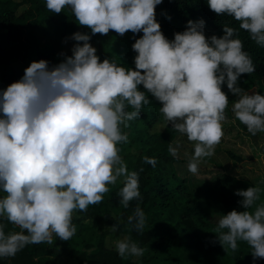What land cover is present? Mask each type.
Instances as JSON below:
<instances>
[{
  "label": "clouds",
  "instance_id": "clouds-1",
  "mask_svg": "<svg viewBox=\"0 0 264 264\" xmlns=\"http://www.w3.org/2000/svg\"><path fill=\"white\" fill-rule=\"evenodd\" d=\"M163 0H46V8L60 14L69 8L75 21L91 35L72 34V55L49 67L33 61L23 77L0 90V217L22 229L5 234L0 226V258L14 257L30 244H53V236L69 241L76 233L73 213L100 204L122 178L121 205L140 199L139 176L129 171L117 147L127 143L121 126L140 117L150 93L173 130L194 142L187 167L198 173L201 158L214 155L223 137L222 122L229 104L224 84L237 99L232 111L255 136L264 132V95L238 87L242 74L255 71L243 43L232 27L224 35H205L204 20H189L186 30L169 40L156 19ZM218 16L227 14L240 29L264 46V0H207ZM170 19V17H169ZM110 31L124 36L143 33L132 45L135 68L105 58L102 62L91 37ZM67 39L65 43H67ZM82 42V43H81ZM61 55H64L61 53ZM143 86V91L140 86ZM131 108L132 111L127 109ZM179 144H169L177 156ZM155 167L154 157H143ZM143 171V169H140ZM259 186L237 190L244 211L221 215L217 238L226 252L246 242L255 259H264V204ZM137 232L146 224L137 205L127 218ZM119 223L109 229L116 232ZM26 233V234H25ZM125 256H143L145 249L130 238L115 241Z\"/></svg>",
  "mask_w": 264,
  "mask_h": 264
},
{
  "label": "trees",
  "instance_id": "trees-1",
  "mask_svg": "<svg viewBox=\"0 0 264 264\" xmlns=\"http://www.w3.org/2000/svg\"><path fill=\"white\" fill-rule=\"evenodd\" d=\"M156 19L161 25V31L169 40L174 39L175 33L185 31L189 20H204V31L208 38L212 35L222 37L224 26L234 28L237 33L234 38L242 41L243 50L249 54L255 67L254 72L241 75L238 86L245 89L248 94H255L256 90L258 92L259 81L264 77V46L257 44L247 31L240 29L239 22L234 18L227 14L218 16L210 10L207 0H163L156 7ZM75 22L69 8H65L60 14L52 13L46 8V0H0V90H3L4 84L10 85L20 80L25 69L33 61L46 60L49 67H52L61 63L66 56L72 55V50L63 49L66 38L76 32L91 35L90 29L86 27L78 30ZM142 35V32L138 34L128 32L121 37L110 31L108 35L92 36L90 43L97 45V55L101 62L108 58L120 66L134 69L137 53L133 51L132 45ZM16 60L21 61L20 70H15L11 65V62ZM224 86L227 85L224 84L222 88ZM140 89L144 90L142 85ZM146 96L151 102L143 106L140 117L128 121L129 126L126 128L121 126L122 132L128 137L127 143L117 145L119 149L124 145L130 148L122 159L130 172L138 173L140 199L132 200L129 206L124 208L118 195L123 183L118 188H109L100 204L89 205L86 212L76 211L72 223L77 231L69 241L53 236L54 243L50 245L53 256L49 257L45 264H264V259L254 260L251 248L243 241H238L236 251L229 249L226 252L215 231L221 215H226L232 210H245L239 204L243 198L235 194L237 190L259 186L260 199L250 210L254 211L256 206L264 204V182H261L264 181V132H258L253 136L242 130L243 128H240L233 119L223 121L224 139L230 138V132L235 131L239 140L235 145L244 147L243 150L246 151L244 153L248 155L244 157L235 149H228L225 154L226 167L220 161L216 167L198 163V173H216L211 181L210 179L205 181L201 177L195 178L194 174L190 175L191 172L182 160L178 156H172L168 151L170 143L175 146L176 141L187 139L186 135L174 131L169 122H166L162 132L148 135L147 129L156 121L162 105L151 97L150 93H146ZM228 97L233 106L237 97L234 94ZM127 110L132 111L131 108ZM134 140L139 141L140 149L135 148ZM226 143L227 141H224L220 146H225ZM145 156L156 159L155 167L144 163ZM236 163H245L249 169L253 167L258 169L251 171L260 172L256 179L261 183L257 185L237 176ZM254 164L257 167L251 166ZM166 173L174 180L173 186ZM193 181L200 185L196 191L189 189ZM184 192H187L186 195H182ZM206 192L210 196H207ZM201 194L208 197V206L198 202L194 206L189 205L193 197L202 200ZM4 195L5 193L0 192V197ZM210 197L215 198L214 203L210 201ZM178 201L184 202L181 203L184 210L179 216V220L186 224L184 227H196L195 221L192 220L196 216L201 217L205 225H212L213 232L208 234L205 243L181 242L163 232H156L147 222L143 232H137L127 223V218L133 214L137 205L144 213L151 210L156 213L157 218L162 219L167 210L178 206ZM112 216H115V219ZM5 222L9 221L0 217V226ZM112 223L120 224L116 231L117 236H123V239L130 238L145 249L143 256L122 258L115 246L111 248L106 245L105 227ZM205 225L201 224L197 228L203 230ZM16 227L19 232L22 231ZM9 233L5 231L6 235ZM41 251L42 243L30 244L14 257L0 258V264H39L38 256Z\"/></svg>",
  "mask_w": 264,
  "mask_h": 264
},
{
  "label": "rangeland",
  "instance_id": "rangeland-1",
  "mask_svg": "<svg viewBox=\"0 0 264 264\" xmlns=\"http://www.w3.org/2000/svg\"><path fill=\"white\" fill-rule=\"evenodd\" d=\"M23 8H20V10H22ZM74 25L78 30H81L83 28V26H80L77 22H75ZM71 36H72V34L68 36L67 43L64 42V44H63V49L66 51L72 50L73 46L75 45V41L71 39ZM91 45L94 48H96V50H97V45L95 43H91ZM11 65L15 70L21 69V61L20 60L12 61ZM247 77L249 78V76H247ZM8 86H9V84H4L3 90H6ZM238 87H240V86H238ZM240 88H242V87H240ZM222 90L227 95H232V93L228 90L227 86H224L222 88ZM243 90L245 91V89H243ZM255 92H256L255 94L259 93L261 95H264V77L259 81L258 92H257V90ZM231 105H232V101H229L228 107L225 110L226 119L224 121L233 119L234 122L237 123L238 126L240 125L239 126L240 128H243L242 130H244L245 132L248 131L247 127L235 118ZM166 122L167 121L164 120L163 115L160 113L158 115L156 121L150 127H148V129H147L148 135H153L155 133L162 132L164 127H165ZM126 130L130 131L128 129H126ZM134 133H136V132H134ZM235 133H236L235 131L230 132V138L231 139L229 137H227L226 139H224L225 137H222L220 143H224V141H227L228 144L226 143L225 146H220V143H219L218 145L215 146L214 155L209 156V157H205V158H201L199 162H201L202 164H205L208 167H216L217 163H219V161H220L221 164L226 167L227 166V163H226L227 156L225 154H226V151L228 149H231V150L235 149L238 153H240L241 155L246 157L248 154L244 153V152H246L243 150L244 147H240V146H238V144L235 145L239 141L238 137ZM133 144L137 150L140 149L138 140H134ZM176 144H179V146H180L177 156L182 160V163L185 166H187L189 161L192 159V157L194 155V150H193L194 142H191L186 138H182L181 141H176ZM246 149H248V148L246 147ZM235 150H233V151H235ZM128 151H130V148L127 145H124L120 149L119 154L122 157ZM223 156H224V158H223ZM244 164H242V163L241 164H237V163L235 164L237 166V167H235V173L237 176H239L243 179H246V180H248L254 184H257V185H258V183L264 182V181L260 182V181H258V179H256L257 175H260V172L251 171V170H258V169H256L255 167H253V169H249ZM251 166L257 167L256 164L251 165ZM191 174L192 173H190V175ZM215 174H216L215 172H210L208 174L197 173V174H195V178L201 177L202 179H205V181L209 180V179L211 181L212 177ZM166 175L171 181V186H173L174 180L172 178H170V175L168 173H166ZM121 185H122V178H119L115 185H108V186L110 189H115V188L120 187ZM193 186H194V188H193ZM198 186H200V185L197 182L193 181L192 185L189 186V189H193L194 191H196ZM208 192H206V195L210 196V194ZM186 193L187 192H184V193H182V195H186ZM202 195L203 194H201L202 200L193 197L194 199H192V203H190L189 205L194 206L198 202L202 205L208 206V203H209V201H207L208 197L206 195H204V197H203ZM212 198L213 197H210V201L214 203L215 198H213V199ZM178 203L179 204L177 207H175L169 211L167 210L162 219L157 218L155 216V214H156L155 212H153L151 210H147L145 212L147 224L149 226H151L152 228H154L156 232H163L165 235L171 236L174 239L179 240L181 242L202 243V244L205 243L208 234L213 232V231H211L212 225L211 224L205 225V222L202 220V218L199 216H196L192 219L195 221L194 224L196 225V227L195 226H190L189 228L184 227L186 224L179 220L180 213L184 210V205H181V203H184V202L178 201ZM75 214H76V211L73 213V215H75ZM112 218L115 219V216H112ZM113 224H115V223H112V224L107 225L105 227L106 245L108 247H111V248H114L116 240L123 239V236H120V235L117 236L116 232H113L109 229ZM201 224L205 225L204 226L205 229L199 230L197 228ZM1 226H3L4 231H9L10 233L19 232V230L16 229L15 225L10 224L8 222L3 223ZM170 226H175V228H172ZM50 245L51 244H48L46 242L42 243V251L39 253V256H38L39 257V264H45L47 262L48 258L53 256V253L51 252V246ZM88 251H91V250H88Z\"/></svg>",
  "mask_w": 264,
  "mask_h": 264
},
{
  "label": "crops",
  "instance_id": "crops-1",
  "mask_svg": "<svg viewBox=\"0 0 264 264\" xmlns=\"http://www.w3.org/2000/svg\"><path fill=\"white\" fill-rule=\"evenodd\" d=\"M6 223V222H5ZM9 223V222H8ZM11 224V223H10ZM16 229H17V227H16Z\"/></svg>",
  "mask_w": 264,
  "mask_h": 264
}]
</instances>
